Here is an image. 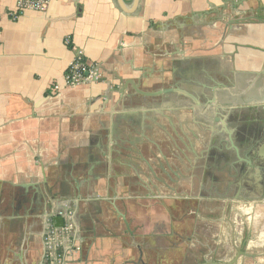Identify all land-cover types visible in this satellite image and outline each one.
<instances>
[{"label": "crops", "instance_id": "0c3cea01", "mask_svg": "<svg viewBox=\"0 0 264 264\" xmlns=\"http://www.w3.org/2000/svg\"><path fill=\"white\" fill-rule=\"evenodd\" d=\"M41 1L0 0V264H148L142 244L126 241L98 211L132 197L109 192L113 164L95 157L111 150L104 138L118 131L114 96L153 67V38L163 43L174 27L202 26L221 11L234 72L255 76L264 104V0H123L125 8L118 0ZM76 48L99 76L68 85ZM219 199L220 211L199 215L211 248L206 263L264 264V197L243 208L245 200ZM60 209L73 212L81 248L64 246L54 260L46 237Z\"/></svg>", "mask_w": 264, "mask_h": 264}, {"label": "rangeland", "instance_id": "374dc122", "mask_svg": "<svg viewBox=\"0 0 264 264\" xmlns=\"http://www.w3.org/2000/svg\"><path fill=\"white\" fill-rule=\"evenodd\" d=\"M214 16L213 21L202 26H187L182 30L174 27L171 32L175 35L163 43L153 38L148 47L153 67L146 68L147 73L141 72L145 82H141L142 78L137 74L134 82L129 85L125 83L123 92L114 96L119 117L122 116L118 121V131L113 132L110 138H104L106 144L112 141L111 150L101 156L95 155L105 161L104 165L109 164V161L113 164L111 173H116L117 177L108 178L109 192L132 195L130 201L126 202L128 205L122 206L118 200L117 205L111 207L112 204L106 202L98 211L107 212L109 222L115 227L120 226L118 229L126 233V241L130 242L134 238L136 245L142 244L148 264H205L210 256L208 239L202 232L203 228L197 225L202 222L201 217L206 216V209L221 210L223 202L216 192L223 193L224 185L229 181L224 177L215 180L217 184L214 188H218L215 191L210 182H200L198 179L202 177L205 162L208 161L209 166L214 161L213 158H203L204 149L208 151L213 144L218 145L220 140L219 135L212 141L211 130H220L222 127L211 116L196 118L199 107L192 102H181L184 97L169 89L190 86L195 90L198 88L196 91L205 98L209 92H199L203 88L201 84L221 87L229 80H244L243 76L233 77V71L239 69L232 66L223 42L222 12L218 11ZM227 32L226 28L225 34ZM224 70L230 75H223L221 72ZM252 78L249 74L248 80L253 81ZM241 92L233 89L224 92V95L219 92L216 94V98L231 99V103L221 106L228 109L229 113H224L230 118V126L235 131L240 129V122L232 109H239L241 103L237 94ZM208 108L211 111L213 109ZM255 110L261 112L264 122V107L253 106L246 109L244 127L248 126L250 113L253 114ZM210 140L211 143L208 142ZM228 155L232 159L230 150L225 157ZM93 160L90 159V162ZM87 166H91L95 173L107 175L101 165L94 166L88 162ZM245 204L255 203H239L242 208ZM242 208L240 211L245 216ZM129 230L135 233L129 234ZM144 231L149 234L144 235ZM230 251L227 250L225 254L237 253ZM134 252L138 259L142 252L136 248Z\"/></svg>", "mask_w": 264, "mask_h": 264}, {"label": "flooded vegetation", "instance_id": "af4514ba", "mask_svg": "<svg viewBox=\"0 0 264 264\" xmlns=\"http://www.w3.org/2000/svg\"><path fill=\"white\" fill-rule=\"evenodd\" d=\"M221 73L225 75L224 73L227 72L224 70ZM227 74L230 75L229 73ZM249 74L253 76V81L248 80ZM249 74L246 75V73H236L233 71L234 78L243 76L244 80L240 78L239 82L237 81L238 78H236L235 82L229 80L227 84L220 85L221 87L218 85L210 87L207 83L201 84L203 88L198 91L209 92L205 98H202L196 91L198 88L195 90L194 87L190 86H176L172 91L184 97V99L180 100L181 102H192L199 107V114L196 118H208L211 116L222 127L220 130H211L213 133L212 141L215 140L213 138H217L219 135L220 140L218 145L213 144L209 147L208 151L206 148L204 149L203 158H213L214 161L209 166L207 164L208 161L205 162L206 165L202 169L204 172L198 180L200 182L206 180L213 185L211 188H214L217 184L215 180H218V178L221 180L222 177L227 178L229 182L224 185L225 190L223 193H219L217 191L218 188H214L217 191V195H219L218 197L228 199L231 197V199L236 198L245 201L264 197V122L262 123L261 110H255L253 114L250 113L249 122H247L248 126H243V120H246L247 108L253 106L264 107V104L259 102L261 94L257 82H254L255 76L251 73ZM233 89L242 91L237 94L238 100L241 103L239 109H232L237 113L239 118L240 129L238 131L232 129L229 123L230 118H227L228 115L225 116L224 112L228 111V109L221 106V104L231 103V99H227L226 97L216 98L218 92L224 95V92L232 91ZM208 107L213 108L212 111ZM191 126L193 127L194 125L192 124ZM208 142L211 143V140ZM229 150L232 154V159H229V155L227 158L225 157ZM194 178L197 180L196 174H194Z\"/></svg>", "mask_w": 264, "mask_h": 264}, {"label": "built area", "instance_id": "2783aa9c", "mask_svg": "<svg viewBox=\"0 0 264 264\" xmlns=\"http://www.w3.org/2000/svg\"><path fill=\"white\" fill-rule=\"evenodd\" d=\"M40 7H45L43 0L41 1ZM14 19H17L18 14H12ZM67 44L72 43L71 36L66 38ZM77 51L76 57L70 62L67 72H66V83L68 85H78L86 81H92L99 76L97 65H93L84 55L83 51L80 49H75ZM56 90L59 89L57 85ZM58 216L62 217L64 220L63 225L57 226L54 221L51 222V226L47 233V256L48 258L57 259L60 256L62 247L67 246L71 251L79 250L81 245L77 241V237L73 236L75 230V220L74 214L70 209H60L58 211Z\"/></svg>", "mask_w": 264, "mask_h": 264}, {"label": "water", "instance_id": "95a60500", "mask_svg": "<svg viewBox=\"0 0 264 264\" xmlns=\"http://www.w3.org/2000/svg\"><path fill=\"white\" fill-rule=\"evenodd\" d=\"M118 1H119V3L125 8V6L123 5V0H118ZM137 2H138V0L135 1V4H137ZM132 82H133V81H132ZM122 89H123V88L120 89V92H123ZM169 90H172V91H173L174 89H169ZM63 223H64V220H63L62 217H60V216L55 217V224H56L57 226H61V225H63ZM205 264H210V263L207 262V263H205Z\"/></svg>", "mask_w": 264, "mask_h": 264}]
</instances>
